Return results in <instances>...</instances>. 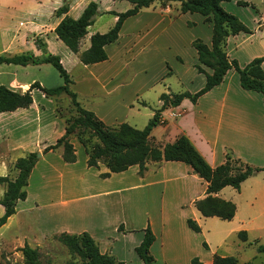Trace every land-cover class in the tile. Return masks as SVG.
<instances>
[{
    "label": "crops",
    "instance_id": "1",
    "mask_svg": "<svg viewBox=\"0 0 264 264\" xmlns=\"http://www.w3.org/2000/svg\"><path fill=\"white\" fill-rule=\"evenodd\" d=\"M90 1L96 2L98 14L87 28L82 50L89 47L90 36L94 34L89 29L102 15L111 14L114 25L117 17L112 12H124L132 4L127 0H0V55L32 52L40 56L44 51L58 55L73 81L71 88L77 93L80 104L108 126L126 122L142 129L162 107L160 94L185 91L193 94L204 86L205 75L194 67L197 63L195 49L189 50V60L185 59L183 51L193 48L192 42L196 38L211 46L212 23L205 16L196 12L181 13L179 1L154 2L125 19L117 40L113 45L105 46L107 60L85 65L57 37L54 29L63 17L56 14L60 6L67 3V15L78 18ZM223 3L226 2L221 5ZM252 22L256 23L255 20ZM198 23L207 28L205 34L191 35ZM260 23L262 20L257 21L254 28L260 32V41H263L258 54L245 60L237 56L238 44L243 41L240 33L245 32L226 39L228 58L236 59L241 67L255 56H264ZM245 27L252 29L251 24ZM248 34L253 35L250 30ZM60 42L65 45L64 54L55 50ZM114 45L120 58L118 62L110 52ZM159 47L172 49V57L179 69H176L178 75L173 69L168 74L176 77L179 89L174 92L171 86H165V90L157 92L155 102L151 104L139 88L123 90V74L132 61L131 56L138 50L149 49L155 58L165 62L167 57L161 55ZM46 64L49 63L26 66L2 63L0 85L22 92L34 81L44 87H54L47 86L33 73L47 70ZM67 64L77 69L78 78H74L73 70H68ZM262 68L264 70V61ZM205 70L211 73L209 68L205 67ZM31 94L33 102L29 107L0 112V176L14 178L17 170L13 165L17 158L29 152L41 153L29 175L26 198L17 201L15 213L0 227V261L1 255H5L13 262L10 257L14 254L24 264L19 249L25 243L39 250L43 242L62 232L78 234L86 231L97 242L100 252L112 255L117 264H144L135 248L149 225L155 237L150 246L155 264H191L194 257L204 264H212L214 255L233 256L226 252L231 234L238 236L240 231H245L246 240L238 238L246 242L250 232L264 230V171L246 178L239 189L227 185L215 194L235 204L231 219L205 217L196 208L195 201L206 196L207 183L184 162L149 160L145 163L147 169L143 175H139L137 165H132L102 178L100 174L108 169L101 162L97 167H89L88 155L78 140H70L75 149L74 162L63 160L61 146L43 153L45 147L54 144L64 134L65 123L60 121L64 115L58 114L57 103L65 97H48L37 88L32 89ZM160 118L164 122L156 125L149 136L152 146L162 149L166 143L184 135L211 167L223 163L227 153L252 166H264L263 97L260 92L243 89L233 68L226 72L220 84L202 94L196 102L184 98L178 105L160 111ZM139 186L148 188L149 199H159L158 207L153 206L151 210L149 207L137 228L116 223L112 226L113 235H108L113 204L105 198ZM4 191L5 185L0 183V198ZM21 207H25L34 218L20 225L24 229L20 235L6 237L2 230L10 225ZM0 208L1 216L4 207L0 204ZM136 215L133 210L132 216ZM189 218L199 225V232L188 226ZM205 218L210 221L205 223ZM215 219L225 223H218Z\"/></svg>",
    "mask_w": 264,
    "mask_h": 264
},
{
    "label": "trees",
    "instance_id": "2",
    "mask_svg": "<svg viewBox=\"0 0 264 264\" xmlns=\"http://www.w3.org/2000/svg\"><path fill=\"white\" fill-rule=\"evenodd\" d=\"M132 7L124 12L115 13L117 17L114 25L104 33H94L90 36V45L87 49L81 50V40L87 35V28L90 26L95 16H97V4L90 1L78 18L67 15L68 4L60 6L56 14L63 15L54 29L57 37L67 46V48L78 55L79 60L87 65L107 60L108 55L105 46L117 40L120 29L126 18L135 15L141 8L148 7L154 2L163 4L169 1H179V11L181 13L196 12L206 17L212 23L211 46L206 45L203 40L196 38L192 46L197 53V63L194 67L199 73L205 75V84L197 92L191 94L187 91L180 93H162L159 99L162 107L155 111L153 117L142 129L135 128L126 122L117 126H108L100 120L93 111L84 108L78 101L77 93L73 91V83L69 73L61 63L58 55L44 51L37 56L32 52H23L14 55H0V64H19L26 66L29 64H51L59 73L63 83L54 87H44L39 82L34 81L26 91H15L4 85H0V112L14 111L18 108H27L33 102L31 91L39 89L45 96L54 97L62 95L69 98L70 107L73 111L71 116L65 119L64 134L56 142L43 149V153L62 147V158L66 162L76 160L75 149L70 142V136L79 128L88 129L96 139L97 144L90 147L86 140L80 135L78 141L84 146L88 155L87 165L97 167L102 162L107 172L100 174V177H109L111 173L121 172L132 165L138 166L139 175L146 171L145 163L148 160H173L188 164L192 171L201 177L206 183V196L195 201V206L199 212L205 216H218L222 219H231L235 214L236 206L230 201H225L215 194L223 187L229 185L235 189L240 188L241 182L246 178L264 171V166H252L240 158L227 153L223 163L216 167L208 165L203 157L193 147L189 139L178 136L172 143H166L162 149L152 146L149 136L152 129L164 122L160 118V111L167 106H176L182 99L189 98L193 103L204 93L220 84L226 72L233 68L239 75L240 86L245 90L260 92L264 102V70L262 63L264 56L254 57L244 66H240L236 59H229L225 51L227 37L236 35L241 31L249 30L238 20V18L227 12L221 2L230 0H127ZM205 67L211 70L208 73ZM64 98H60L62 101ZM57 112L59 113L58 103ZM63 116V115H62ZM37 152H29L25 156L19 157L14 162V169L17 174L14 178L9 175L0 176V183L5 185V191L0 198V204L4 207V212L0 216V227L16 211L18 200H24L27 196L26 187L32 168L37 162ZM188 226L196 232L200 231L199 225L192 219H187ZM241 240H246L245 231L238 233ZM55 238L66 246L71 253L79 256L85 264H117L115 258L107 253H101L97 242L91 235L83 231L78 234L62 232ZM155 237L149 227L144 229V236L135 251L144 264H155L154 258L150 253V246ZM23 256L24 264H40L39 252L37 248L25 243L19 249ZM257 251L264 253V245H258ZM191 264H204L194 257ZM212 264H254L252 261L239 262L234 256L214 255Z\"/></svg>",
    "mask_w": 264,
    "mask_h": 264
},
{
    "label": "rangeland",
    "instance_id": "3",
    "mask_svg": "<svg viewBox=\"0 0 264 264\" xmlns=\"http://www.w3.org/2000/svg\"><path fill=\"white\" fill-rule=\"evenodd\" d=\"M248 3L251 6H247L249 5ZM221 6L227 12L234 14L244 26L251 24L252 27V29L249 30L253 33V35H249V32L241 31L245 33H240L241 40L243 41H241L240 45L238 44L237 56L245 60L248 56L258 54L260 47L263 46V41H260V32L256 29L254 31V28L257 26V21L259 22L262 20V23H260L258 27L260 26L259 31L261 30L263 32L262 37L264 38V0H230L223 3ZM112 20L113 16L111 14H104L89 29V31L93 33L107 32L113 25ZM253 20H255V24L252 22ZM206 29L207 28L204 27L203 24L198 23L195 27H193L190 34L203 35L205 34ZM84 38L81 40L80 49ZM159 41H157V43ZM60 43L61 45L58 44L55 46V50L64 54L63 49H65V45L62 42ZM110 45H113V43ZM115 47V45L112 46L110 52L113 58L118 62L120 58L115 51ZM159 49L162 52L161 55L167 57L165 62L161 61L159 58H155L152 53L149 52V49L138 50L133 53V57L131 56L132 61L129 62L123 74V78L125 80V88H123V90L139 88L140 91L143 92V96L147 97L151 104L155 102L154 100L157 97V92H159V90H165V86H171L170 89L174 92H177L179 89L176 77L174 75L171 77V74H168V72L173 69L178 75L176 69H179L178 63L172 57V49H162V47H159ZM191 49L194 50V48L190 47L184 49L185 52L183 51L186 60L190 59L189 50ZM46 65L47 70H42L40 73L33 71V73L36 76H39V78L47 86L61 84L62 80L57 70L50 64ZM67 68L68 70H73L72 75L74 78L79 77L77 69H73L71 64H67ZM38 81L40 80L38 79ZM66 103L69 104L68 97L58 102L59 113L64 115L63 119L61 117V119L59 118L62 123H65V119L71 116L70 112L73 111L72 107H70V105L68 106ZM113 126H117V124L112 125L111 127ZM90 133L91 132L88 129L79 128L70 136V140L73 139L77 141V137L80 135L87 141L88 145L92 147L98 142L97 139ZM32 188L33 184L31 189ZM147 190L148 188L145 186L132 187L129 189H123L121 192L118 191L117 194L105 198L108 202L113 204V215L110 218L111 225L108 229V235H113L112 226L116 223H124V225L128 228L130 226L137 228L136 226L142 224L143 218L146 214L145 211L149 210V207L150 210L153 206L158 207L159 199H149ZM133 210L137 212V215L134 217L132 216ZM31 218L33 219L34 216H30L29 211H27L25 207H21L20 211L14 215L10 225L5 230H2V234L6 237L16 234L20 235V233L24 230L21 229V224L27 223ZM205 219V223L210 221L209 218ZM215 221L218 223H225L224 220L220 219H215ZM55 236L47 239L45 243H42V247H39L38 252L40 264H85V261L82 258L71 253L66 246L55 238ZM238 245H241L240 248ZM258 245H264V230L260 232H250L246 242L241 241L237 234L233 233L227 239L226 252L236 256L241 262L252 261L254 264H264V253L257 251ZM10 258H13V262L7 260L5 255H1L2 261H0V264H21V258H19V256L13 254ZM156 264L162 263L160 262Z\"/></svg>",
    "mask_w": 264,
    "mask_h": 264
},
{
    "label": "water",
    "instance_id": "4",
    "mask_svg": "<svg viewBox=\"0 0 264 264\" xmlns=\"http://www.w3.org/2000/svg\"><path fill=\"white\" fill-rule=\"evenodd\" d=\"M40 155H41V153L38 152V153H37V157H39Z\"/></svg>",
    "mask_w": 264,
    "mask_h": 264
}]
</instances>
